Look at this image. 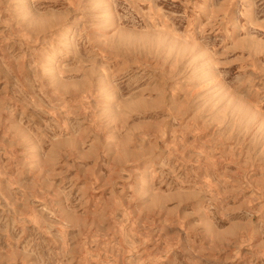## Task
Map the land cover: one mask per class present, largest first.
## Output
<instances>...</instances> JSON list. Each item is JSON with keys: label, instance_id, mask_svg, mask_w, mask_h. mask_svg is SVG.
I'll list each match as a JSON object with an SVG mask.
<instances>
[{"label": "rangeland", "instance_id": "rangeland-1", "mask_svg": "<svg viewBox=\"0 0 264 264\" xmlns=\"http://www.w3.org/2000/svg\"><path fill=\"white\" fill-rule=\"evenodd\" d=\"M0 264H264V0H0Z\"/></svg>", "mask_w": 264, "mask_h": 264}]
</instances>
